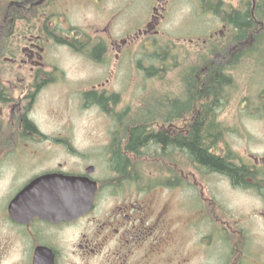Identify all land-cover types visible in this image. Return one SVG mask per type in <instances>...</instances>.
<instances>
[{
    "label": "flooded vegetation",
    "instance_id": "obj_1",
    "mask_svg": "<svg viewBox=\"0 0 264 264\" xmlns=\"http://www.w3.org/2000/svg\"><path fill=\"white\" fill-rule=\"evenodd\" d=\"M118 1L0 0V264H211L209 233L195 238L201 226L209 230L214 223L218 230H232L236 237L229 241L239 251L244 238L238 229L259 225L264 231V130L251 135L250 147L236 148L226 141L223 130L220 135L209 132L208 153L234 166L238 174L211 171L188 157L193 167L186 178L193 187L199 184L195 173L213 175L231 191L254 200L248 211L232 219L222 206L213 213L209 200L201 208L180 211L172 186L159 182L148 186L145 173L137 175L136 163L145 160L151 148L155 161L167 163L166 169L171 165L172 173V157L179 152L177 115L164 116L156 126L144 120L133 126L123 120L129 111H110L97 104L112 122L106 156L103 149L97 150L103 171L82 162V156L88 160L90 156L70 142L65 110L62 120H51L48 97L39 96L64 78L66 53L105 65L111 53L118 60L133 45L151 47L183 0H145L150 15L132 33L116 31L117 25L127 27L117 17L120 1L126 8L128 0ZM186 1L193 6L192 13L200 11L197 17L215 23L203 41L204 55L209 59L218 54L212 50L220 48L224 62L219 61V69L229 64L226 67L253 70L248 113L264 126V0ZM89 8L90 20L72 22L73 13ZM203 122L209 129V119ZM62 126V133L56 134L54 130ZM131 132L143 134L145 141L128 147ZM157 134L164 138L157 139ZM148 136L157 142H148ZM56 137L64 141L55 142ZM83 180L96 184L89 208L82 205L88 191ZM192 192L204 199L211 193ZM258 245L263 246L261 241ZM233 263L239 264L236 258Z\"/></svg>",
    "mask_w": 264,
    "mask_h": 264
},
{
    "label": "rangeland",
    "instance_id": "obj_2",
    "mask_svg": "<svg viewBox=\"0 0 264 264\" xmlns=\"http://www.w3.org/2000/svg\"><path fill=\"white\" fill-rule=\"evenodd\" d=\"M187 4L186 0L177 3L174 16L161 27L160 34L151 47L143 48L141 44L133 45L131 50L126 53L127 55L119 57L118 60L113 58L111 53L109 62L105 65L92 63L77 55L66 53V64L62 69L64 78L60 83L51 84L39 97H48L46 107L51 120H62L64 110L66 111L67 127L72 129L73 136L69 139L70 142H74L83 155L88 153L91 157L88 156V160L87 157L82 156L83 163L96 165L100 171H103L105 165L99 159L96 160L97 150L103 149L106 156V150L109 147H107V143H109L112 134V122L101 113L102 107H98L92 100L88 101L82 97L84 92L95 90L97 94L103 93L108 98L104 101L108 104L107 109L110 111H129L130 115H126V118L123 119L126 121L129 119L128 125L132 121L133 123L137 122V115L167 114V112L158 109V104L165 100H173L176 103L179 101L178 98H181L185 83L190 80L191 68L194 66L199 65V70H201L203 67L208 68L209 66L206 64L211 61L216 63V66L219 61L224 62L219 58L220 48L219 51L212 50L218 54L212 53L209 59L201 49L209 30L215 29V23L204 16L197 17L196 15L201 14L200 11L192 13L193 6ZM150 8L149 2L145 0H128L126 8L125 3L120 1L121 12L117 18H122L127 27L121 29L122 26L117 25L116 31L126 30V33H132L148 19ZM91 15L92 8L81 9L80 12L72 14V22L79 24L80 19L90 20ZM164 53L167 55L165 61H160V57H155V55ZM202 61L204 62L201 63ZM213 63L208 65L215 66ZM228 65L221 66V68L225 75L231 77L235 85L234 89L227 91L226 97L229 98L225 104L214 112L215 123L220 125L218 130L221 128L225 132L226 141L235 145V148L242 145L250 147L251 135L264 130L262 124L252 120L251 114L247 110L249 102L252 101L251 78L253 70L251 68L226 67ZM151 66L161 69L158 77L146 78L145 68ZM112 94H116L118 97H108ZM239 97L242 98V103H239V100L241 101ZM243 105L244 111L241 112ZM191 112L189 114H192ZM37 117L42 119L43 114H38ZM206 117L209 119L208 116ZM159 121L160 119L154 120L156 124L151 126L162 124V121ZM177 125L180 127L179 121ZM54 127L52 124L51 128L54 129ZM240 127H243V135L239 133V131L241 132ZM63 128L64 126L54 132L60 134ZM53 140L55 142L64 141L58 137ZM226 148L228 147L226 146ZM152 149L149 152L155 153ZM218 149L219 147L216 148V151ZM151 153L144 156L145 160H139L136 163L137 175L145 173L148 186L157 182L168 185V187L172 186L171 195L174 197L176 194V204L174 205L180 211L201 208L202 202L208 205L207 201L209 200L213 213L217 212L218 214L222 206V212L227 216L229 212L232 213V219H234L238 217V212L248 211L254 203L251 197L231 191L222 179L213 175L200 174L199 176L195 173L196 181L199 184L197 187H193L186 178L187 174L191 172L193 164L180 150L178 155L172 157L174 162L172 173L171 165L168 164V169H166L167 163L162 165L156 162L155 156ZM168 159H171L170 155ZM99 176H102V172ZM163 189L164 187L158 188L157 193H161ZM198 189L211 191L209 195L206 193V201L202 197V199L198 198L192 192ZM247 222L250 221L247 219ZM251 222L253 223L252 220ZM218 229L216 224L211 223L209 230L201 226L200 232L195 235V238L198 239L202 238V233H209L207 236H210L212 248L211 264H230L235 258L239 264H264V231L259 225L237 230V233L244 238L240 251L229 241V238L236 237L235 234H232L233 231ZM259 241L263 246L258 245ZM220 257H222L221 261Z\"/></svg>",
    "mask_w": 264,
    "mask_h": 264
},
{
    "label": "trees",
    "instance_id": "obj_3",
    "mask_svg": "<svg viewBox=\"0 0 264 264\" xmlns=\"http://www.w3.org/2000/svg\"><path fill=\"white\" fill-rule=\"evenodd\" d=\"M213 50L219 51L218 48ZM155 57H160V61H165L167 55H155ZM203 63V61H202ZM211 63V62H210ZM208 63V64H210ZM208 68L203 67L199 70V65L191 68L190 80L186 81L184 92L182 91L181 98H178V102L173 100H165L158 104V109L167 112V114H156L150 115H137V122L132 121L129 125H140L143 124V120L147 125L153 123L154 120L162 119L164 116L172 117L177 115L178 121L180 123L179 127V141L178 148L182 151L187 157L194 159L196 163L201 166H205L211 171H217L220 173L238 174L235 167L231 164H226L219 157L214 156L208 153V142L209 132L212 135H220L219 127L220 125L215 123V114L214 112L219 110L226 102L227 91L234 89V82L231 77L223 73V69L217 70L216 64L208 65ZM161 72L160 68L149 67L145 68L146 78H156L158 73ZM86 100H92L96 104L102 105L103 108H107V104L104 102L102 97H105L104 94H97L96 91H87L83 93V96ZM95 97H100L96 99ZM108 97H118L116 94H112ZM239 99H242L239 97ZM242 101V100H241ZM239 100V103H241ZM190 111H201L200 114H189ZM152 114V113H151ZM209 117V129L204 128L203 118ZM199 120L197 122H192V120ZM133 120V119H132ZM222 132V131H221ZM148 133V132H147ZM152 136H148V139ZM161 137L164 138L162 134H157V139ZM207 138V139H206ZM145 137L142 134L131 132V138L129 141V146L132 147L137 144H141L145 141ZM157 139L154 138L157 142ZM151 138L148 142L153 141Z\"/></svg>",
    "mask_w": 264,
    "mask_h": 264
},
{
    "label": "water",
    "instance_id": "obj_4",
    "mask_svg": "<svg viewBox=\"0 0 264 264\" xmlns=\"http://www.w3.org/2000/svg\"><path fill=\"white\" fill-rule=\"evenodd\" d=\"M83 183H84L83 188H86L88 191L86 192V194L83 195L82 205L84 208H89L95 191V183H93L90 188L89 185L86 183V180H83Z\"/></svg>",
    "mask_w": 264,
    "mask_h": 264
}]
</instances>
